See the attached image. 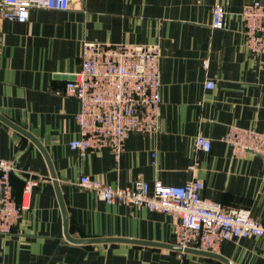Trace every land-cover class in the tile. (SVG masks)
Here are the masks:
<instances>
[{"label": "crops", "instance_id": "1", "mask_svg": "<svg viewBox=\"0 0 264 264\" xmlns=\"http://www.w3.org/2000/svg\"><path fill=\"white\" fill-rule=\"evenodd\" d=\"M254 1L71 0L68 10L32 8L26 22L0 17V157L36 180L13 231L0 234V264H264V237L226 240L221 257L182 250L169 214L107 203L80 184L199 178L204 197L264 222V156L235 157L224 140L231 125L264 131V54L250 52L240 14ZM215 5L228 11L223 28L212 26ZM85 41L161 47L159 131L131 134L120 160L70 146L80 104L64 90ZM198 134L210 151L195 150ZM11 180L21 204L24 174Z\"/></svg>", "mask_w": 264, "mask_h": 264}, {"label": "built area", "instance_id": "2", "mask_svg": "<svg viewBox=\"0 0 264 264\" xmlns=\"http://www.w3.org/2000/svg\"><path fill=\"white\" fill-rule=\"evenodd\" d=\"M71 0H0V17L26 22L32 8L68 10ZM247 46L253 54H264V2L256 0L241 10ZM228 11L215 5L212 26L223 28ZM161 47L158 44L121 42L105 44L85 41L82 65L75 79L66 84L64 95L80 104L76 115L79 136L70 142L82 154L110 150L120 160L133 133L155 134L160 128ZM214 81H206L214 88ZM235 157L264 156V131L231 125L224 138ZM195 150L210 151L212 141L198 134ZM14 172L24 174L23 201L18 204L11 180ZM36 180L13 160L0 157V234H10L28 208ZM80 184L111 204L146 207L165 212L174 221L175 244L182 250L219 252L226 240L264 237V222L250 209L227 206L203 196L204 181L195 178L183 185L160 179L152 184L139 179L132 186H113L82 175Z\"/></svg>", "mask_w": 264, "mask_h": 264}, {"label": "water", "instance_id": "3", "mask_svg": "<svg viewBox=\"0 0 264 264\" xmlns=\"http://www.w3.org/2000/svg\"><path fill=\"white\" fill-rule=\"evenodd\" d=\"M72 79H75V76L71 77ZM69 237V236H68ZM70 238V237H69ZM72 239V238H70ZM78 241H84V242H89V241H94V240H78ZM187 251H195L198 253H203V254H207V255H211V256H216V257H221L220 255L216 254V253H212V252H205V251H198V250H194V249H188ZM229 264H233L232 262H229L228 260H226Z\"/></svg>", "mask_w": 264, "mask_h": 264}]
</instances>
